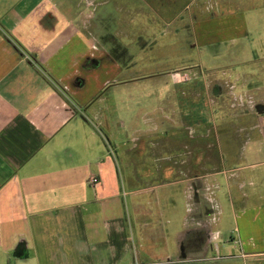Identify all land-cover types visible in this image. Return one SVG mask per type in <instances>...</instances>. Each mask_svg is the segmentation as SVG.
<instances>
[{"label":"crops","instance_id":"1","mask_svg":"<svg viewBox=\"0 0 264 264\" xmlns=\"http://www.w3.org/2000/svg\"><path fill=\"white\" fill-rule=\"evenodd\" d=\"M84 1L71 7L69 0H0V264H133L142 242L156 244L165 236L158 221L153 232L147 229L142 218L148 202L127 197L131 191L123 189L108 122L94 107L110 85L99 76L100 55L113 52L89 30L91 0ZM204 2L210 10L242 14L237 26H228L237 31L226 39L240 48L222 72L239 82L227 85L234 97L227 106L236 110L224 149L253 159L240 167L248 171L264 165V0ZM236 64L238 71L228 73ZM234 144L237 149H230ZM213 146L207 142L208 149ZM254 174L264 179V168ZM90 176L98 182L89 183ZM211 176L209 170L190 178L195 194L205 189L208 200ZM245 182L236 186L245 188ZM246 198L243 193L242 217H248ZM209 223L195 215L190 232L201 241L194 247H211L218 233Z\"/></svg>","mask_w":264,"mask_h":264},{"label":"rangeland","instance_id":"2","mask_svg":"<svg viewBox=\"0 0 264 264\" xmlns=\"http://www.w3.org/2000/svg\"><path fill=\"white\" fill-rule=\"evenodd\" d=\"M204 1L190 7L189 0H91L86 10L89 30L113 52L100 55L99 76L110 85L94 107L108 122V132L101 127L116 151L123 189L131 191L128 198L148 202L142 219L149 231L158 223L164 229V239L156 244L141 243L133 264H264V254L242 256L264 252V179L254 174L264 165L243 171L240 167L253 159L224 149V138L233 136L228 122L236 110L227 106L234 100L227 85L239 82L222 72L240 48L226 39L237 31L233 28L242 14L210 10ZM77 2L69 0V6ZM240 67L226 70L233 74ZM209 170L214 172L213 200L205 197V189L195 194L190 181ZM241 179L245 188L236 186ZM243 193L248 217L240 215ZM195 215L209 217L210 228L217 231L211 247L193 246L201 241L190 232ZM132 229L135 235L139 228ZM131 245L136 251L135 236Z\"/></svg>","mask_w":264,"mask_h":264},{"label":"built area","instance_id":"3","mask_svg":"<svg viewBox=\"0 0 264 264\" xmlns=\"http://www.w3.org/2000/svg\"><path fill=\"white\" fill-rule=\"evenodd\" d=\"M88 181L91 184H96L98 182V179L95 176H90L89 179H88Z\"/></svg>","mask_w":264,"mask_h":264}]
</instances>
